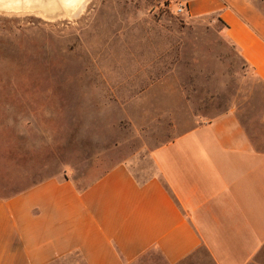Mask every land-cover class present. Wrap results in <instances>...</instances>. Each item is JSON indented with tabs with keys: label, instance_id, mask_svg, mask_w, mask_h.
Here are the masks:
<instances>
[{
	"label": "rangeland",
	"instance_id": "374dc122",
	"mask_svg": "<svg viewBox=\"0 0 264 264\" xmlns=\"http://www.w3.org/2000/svg\"><path fill=\"white\" fill-rule=\"evenodd\" d=\"M190 1L89 0L53 21L0 12V120L24 126L13 173L0 158V197L51 177L82 187L119 163L143 180L153 149L229 111L261 128L264 83L219 15L193 16ZM222 1L264 18V0Z\"/></svg>",
	"mask_w": 264,
	"mask_h": 264
},
{
	"label": "crops",
	"instance_id": "0c3cea01",
	"mask_svg": "<svg viewBox=\"0 0 264 264\" xmlns=\"http://www.w3.org/2000/svg\"><path fill=\"white\" fill-rule=\"evenodd\" d=\"M186 6L193 16L218 14L264 83L262 16L222 0ZM14 121L0 120V158L11 173L24 135ZM258 121L255 132L233 111L201 121L150 152L143 180L119 163L82 187L51 177L0 197V264H136L151 252L165 264H264ZM13 180L2 187L18 188Z\"/></svg>",
	"mask_w": 264,
	"mask_h": 264
},
{
	"label": "bare ground",
	"instance_id": "6f19581e",
	"mask_svg": "<svg viewBox=\"0 0 264 264\" xmlns=\"http://www.w3.org/2000/svg\"><path fill=\"white\" fill-rule=\"evenodd\" d=\"M89 0H0V12L34 14L53 21L74 18L84 10Z\"/></svg>",
	"mask_w": 264,
	"mask_h": 264
},
{
	"label": "built area",
	"instance_id": "2783aa9c",
	"mask_svg": "<svg viewBox=\"0 0 264 264\" xmlns=\"http://www.w3.org/2000/svg\"><path fill=\"white\" fill-rule=\"evenodd\" d=\"M184 10H185V7H184V6H180V7L178 8V12H179V13L184 12Z\"/></svg>",
	"mask_w": 264,
	"mask_h": 264
},
{
	"label": "trees",
	"instance_id": "16d2710c",
	"mask_svg": "<svg viewBox=\"0 0 264 264\" xmlns=\"http://www.w3.org/2000/svg\"><path fill=\"white\" fill-rule=\"evenodd\" d=\"M219 19V21H221L222 22V20L220 19V18H218ZM225 24V23H224ZM226 26V25H225Z\"/></svg>",
	"mask_w": 264,
	"mask_h": 264
}]
</instances>
